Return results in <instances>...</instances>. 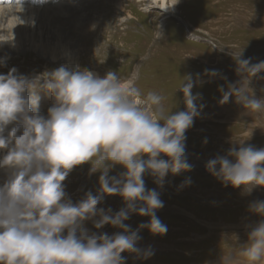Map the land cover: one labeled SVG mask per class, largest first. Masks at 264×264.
<instances>
[{
	"label": "rangeland",
	"instance_id": "1",
	"mask_svg": "<svg viewBox=\"0 0 264 264\" xmlns=\"http://www.w3.org/2000/svg\"><path fill=\"white\" fill-rule=\"evenodd\" d=\"M148 5L155 6L149 1ZM49 7L56 8V4ZM63 7L66 14L37 13L33 23L11 18L9 34L16 38V47L10 46L12 41L0 45V58L4 57L0 74L15 67L17 74L31 77L61 65L87 69L100 77L111 71L123 82L134 81L140 93L134 97L137 102L142 103L147 93L157 92L170 113L186 110L183 93L175 89L191 75L197 81L191 91L199 94L195 103L203 105L185 132L191 168L178 174L169 172L163 187L152 175L143 177L147 189L160 192L164 206L156 215L167 232L154 234L140 228L149 217L132 214L124 223L138 230L141 239L137 246H150L153 254L142 259L122 252L124 264H219L227 253L239 259L248 232L264 221V215L252 207L264 202V186L248 191L244 186L225 185L205 165L209 159L227 156L240 141L244 146L264 148V110L246 109L234 96L220 103L223 93L240 83L256 98H264V70L250 78L247 88V74L238 72L235 59L240 52V59L249 60V67L264 62V0H179L168 13L158 7L146 12L144 0H61L57 8ZM158 28L163 39H156ZM212 70L217 74L211 75ZM245 71L251 74L256 69ZM38 94L39 111L47 116L53 101L44 91ZM160 159L168 157L161 154ZM90 167L88 162L74 166L63 181L73 203L100 189V172L90 173ZM123 171L115 165L108 174L118 176ZM3 178L0 171V180ZM124 206L121 196L108 194L97 205L113 212ZM84 226L109 235L122 231L108 224L96 229L92 220Z\"/></svg>",
	"mask_w": 264,
	"mask_h": 264
},
{
	"label": "clouds",
	"instance_id": "2",
	"mask_svg": "<svg viewBox=\"0 0 264 264\" xmlns=\"http://www.w3.org/2000/svg\"><path fill=\"white\" fill-rule=\"evenodd\" d=\"M0 3H11L14 9L18 5L16 11H23L21 0ZM144 3L146 12L158 7L148 5V0ZM177 3L167 0L159 8L167 11ZM0 35L7 32L0 31ZM163 38L158 28L156 39ZM11 40L12 35L0 43ZM240 55L235 56L238 72L247 74L249 88L250 78L264 70V62L249 67V60ZM252 68L256 71L251 74L245 71ZM210 74L217 73L212 70ZM196 82L191 75L181 80L175 90L183 93L186 110L170 113L157 92L137 102L134 97L140 93L134 81L123 82L111 71L100 77L87 69L61 65L31 77L17 74L15 67L0 74V151L4 153L0 156L4 173L0 180V264H124L121 253L125 251L142 259L150 257V246L138 247V230L124 221L132 214L148 216L140 228L154 234L167 232L156 215L164 206L160 192L147 189L143 177L148 173L163 187L169 172L191 168L184 141L203 107L195 103L199 94L191 91ZM40 91L53 101L47 116L39 111ZM232 96L246 109L264 110V98H256L242 83L231 85L220 103ZM161 154L168 159H160ZM85 162L91 165L90 173L100 172V189L73 203L63 181L74 166ZM115 165L125 171L109 176ZM205 167L225 185L244 186L248 191L264 186V148L244 146L240 141L227 156L209 159ZM105 194L121 196L125 206L115 212L97 207ZM252 207L264 215V202ZM88 220L96 229L108 224L122 231L113 235L92 232L84 226ZM247 235L239 259L227 253L219 264H264V221Z\"/></svg>",
	"mask_w": 264,
	"mask_h": 264
},
{
	"label": "bare ground",
	"instance_id": "3",
	"mask_svg": "<svg viewBox=\"0 0 264 264\" xmlns=\"http://www.w3.org/2000/svg\"><path fill=\"white\" fill-rule=\"evenodd\" d=\"M32 1H33V3H32ZM148 1L150 3L155 4V6H158V9L164 13H168V11H170V9L165 11V10H162L161 8H159V7H164L167 0H148ZM63 2H65V0H63ZM47 3L49 5H50V3H52V4L55 3L56 8L49 7V5ZM21 4L23 6V11H16L19 8L18 5H16L15 9H14L13 5L11 3H0V23L4 19V17H6V19H4V22L2 23V27H0V31L5 32V33L7 32V35H0V39H10V37H11V35L9 34L10 22H11V18H13V17H20V19L24 20V22L29 21L30 23H33L34 15L37 13L42 15V16H48L49 14H52L53 16H55V15L58 16L59 14H61V15L66 14L65 11L67 9L66 7L57 8L58 4H61V0H21ZM55 10H56V13H55ZM105 15H106V13H105ZM6 23H7V25L4 26V24H6ZM11 41L12 42H11L10 46L12 48H15L16 47V41H17L16 38H12ZM5 42H8V41H5ZM5 42H3V43H5ZM3 43H0V45H2ZM5 51H7V49H2V52H5ZM4 56H6V55H4ZM2 58H4V57H2Z\"/></svg>",
	"mask_w": 264,
	"mask_h": 264
}]
</instances>
